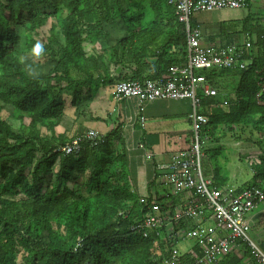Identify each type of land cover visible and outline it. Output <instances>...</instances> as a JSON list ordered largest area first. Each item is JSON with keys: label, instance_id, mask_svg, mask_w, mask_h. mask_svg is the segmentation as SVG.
I'll use <instances>...</instances> for the list:
<instances>
[{"label": "trees", "instance_id": "trees-1", "mask_svg": "<svg viewBox=\"0 0 264 264\" xmlns=\"http://www.w3.org/2000/svg\"><path fill=\"white\" fill-rule=\"evenodd\" d=\"M236 29L220 27L215 38L248 40L246 67L199 72L216 91L199 95L198 113L208 118L202 137L218 143L203 151L214 159L227 133L253 145L252 184L237 191L264 192V4ZM37 40L46 48L39 61L50 67L32 79L17 57ZM103 41L104 47H93ZM184 51L175 0H0V264H164L159 239L129 228L144 208L132 187L120 126L95 146L83 140L76 156L57 149L75 135L62 128L66 118L72 125L79 116L96 118L91 104L100 88L162 77L183 63ZM146 129L147 121L143 135ZM207 164L204 176L226 186L222 169ZM253 227L264 252L258 236L264 209ZM245 263L257 264L241 246L216 264Z\"/></svg>", "mask_w": 264, "mask_h": 264}, {"label": "built area", "instance_id": "built-area-1", "mask_svg": "<svg viewBox=\"0 0 264 264\" xmlns=\"http://www.w3.org/2000/svg\"><path fill=\"white\" fill-rule=\"evenodd\" d=\"M178 21L185 33V57L180 65L169 66L166 74L155 79L122 80L111 90L110 128L120 126L124 149L133 150L150 175L139 195L144 208L140 217L129 226L143 237L154 235L167 252L164 264H216L226 255L245 246L257 264H264V252L251 237L249 213L264 200L261 187L218 188L202 170V150L207 142L202 128L208 118L198 113L200 96L216 95L199 72L212 68L238 69L246 67L245 56L250 42L225 44L223 38L209 41L199 25L191 21L199 13L221 9H245L247 0H175ZM156 100L187 101L192 113L188 116L190 133L186 149L156 157L153 148L143 140L146 119L144 103ZM225 103V101H223ZM132 106V107H129ZM140 139L134 141L133 134ZM106 132L87 128L71 138L57 151L77 155L83 140L95 146L105 140ZM250 163H255L256 156ZM191 241L182 250L178 243Z\"/></svg>", "mask_w": 264, "mask_h": 264}, {"label": "rangeland", "instance_id": "rangeland-1", "mask_svg": "<svg viewBox=\"0 0 264 264\" xmlns=\"http://www.w3.org/2000/svg\"><path fill=\"white\" fill-rule=\"evenodd\" d=\"M248 13L249 11L247 9H221L196 14L194 16V21L200 26L202 33L204 27L209 25L212 26V28L207 31H210L217 36L220 27L227 31L231 27H235L237 28L236 30H238L242 20L248 15ZM113 38H115L114 33L112 34V38L107 41L108 44L112 43ZM95 44H97L99 48L105 46L104 41ZM35 66L41 75L45 74L50 67L48 63L43 64L40 61H38ZM225 100V98H222V102ZM142 112L148 123H154L160 126L159 129L165 136L166 152L172 153L187 148V139L190 133L188 116L192 113L190 104L187 101L171 102L167 100H156L144 103L142 105ZM2 116L11 123L14 129H17L18 123L10 117L7 111H2ZM69 124V120L63 122L65 127H68ZM217 144L218 143L215 144V142H206L203 148H211L212 146L216 147L215 145ZM219 145L222 148L221 152L217 153L212 160L206 159L204 151L202 150V170H204V164L208 163L207 166L210 170H213L215 166L222 169L221 172L227 176L226 186L240 187L243 185H251L254 172L249 165L250 161H252L251 157H253L254 160L258 152L257 149L247 141L232 138L229 133H227L224 138L220 139ZM263 209L264 202H261L249 213L248 219L257 218ZM250 225L251 232H253L254 227L252 224ZM258 236L263 239L264 230L258 229ZM251 237L255 241L252 234ZM190 245H192V242L188 240L187 242L178 243L177 248L182 250Z\"/></svg>", "mask_w": 264, "mask_h": 264}, {"label": "crops", "instance_id": "crops-1", "mask_svg": "<svg viewBox=\"0 0 264 264\" xmlns=\"http://www.w3.org/2000/svg\"><path fill=\"white\" fill-rule=\"evenodd\" d=\"M249 2H250V8L247 9L248 8L247 7L245 9H247L250 13L257 14L260 10H263L264 0H249ZM210 28H212V26L207 25L206 27H204L203 35L207 39H210L211 37L215 38L216 36L214 33L207 31ZM240 36H239V40H240ZM87 47L89 49L90 44H87ZM93 47H95L96 49L99 48L97 44H94ZM143 75H146L145 72H143ZM110 96H111L110 90L107 91L106 89L100 88L96 94V98L91 104V112L97 115L95 116L96 118L88 119V118H83L79 116L77 118V125H72L70 122L68 127H65L63 125L62 128H64L65 131L69 133H73V134H76V133L78 134L87 128H92V129L98 130L99 132H107L110 129V124L112 121V116H110V109H111ZM174 102H179V101H174ZM129 107H132V106H129ZM102 108H105V110L103 112H100V109ZM65 120L67 121L69 119L66 118ZM159 128L160 126L158 124L147 122V129L143 135V140L153 148V151L155 152L157 156L156 158L159 160H163V158L169 153L165 151V146H166L165 136H164V133L160 131ZM132 138L134 141L140 139L138 133L133 134ZM138 154L139 153L137 151L133 150L128 155L130 156L129 167H130V173H131L132 182H133L132 187L137 194H141L144 191V183H145V180L148 179L149 177L150 170H149V167H143L140 160L137 157H135ZM249 220H250V224H252V226H255L256 218L255 219L249 218ZM245 264H248V263H245Z\"/></svg>", "mask_w": 264, "mask_h": 264}, {"label": "clouds", "instance_id": "clouds-1", "mask_svg": "<svg viewBox=\"0 0 264 264\" xmlns=\"http://www.w3.org/2000/svg\"><path fill=\"white\" fill-rule=\"evenodd\" d=\"M46 55V48L42 41L37 40L26 48L24 52L17 57L18 63L23 66V71L32 79H38L41 73L37 70L36 64Z\"/></svg>", "mask_w": 264, "mask_h": 264}]
</instances>
